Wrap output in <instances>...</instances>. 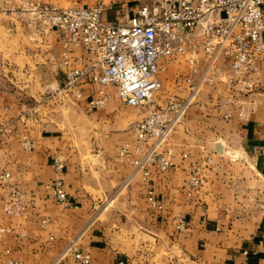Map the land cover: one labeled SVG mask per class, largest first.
Masks as SVG:
<instances>
[{"label": "crops", "instance_id": "crops-1", "mask_svg": "<svg viewBox=\"0 0 264 264\" xmlns=\"http://www.w3.org/2000/svg\"><path fill=\"white\" fill-rule=\"evenodd\" d=\"M27 2L59 9L101 3L104 20L115 23L142 4L0 0V175L11 176L0 185V264H53L75 237L92 264H264V63L250 93L205 86L171 134L174 167L151 168L144 181L120 151L134 142L133 126L174 98L173 83L186 65H169L160 74L162 91L134 115L114 87L92 108L89 99L59 91L64 35L44 32L26 12ZM84 55L76 50L73 64ZM26 138L31 150L23 147ZM57 157L63 173L52 166ZM198 168L201 184L191 190ZM58 179L68 207L50 187ZM12 189L21 195L17 215L3 210ZM179 219L185 232L177 229Z\"/></svg>", "mask_w": 264, "mask_h": 264}, {"label": "built area", "instance_id": "built-area-1", "mask_svg": "<svg viewBox=\"0 0 264 264\" xmlns=\"http://www.w3.org/2000/svg\"><path fill=\"white\" fill-rule=\"evenodd\" d=\"M25 9L44 32L55 30L64 35L62 64L66 73L59 91L77 101L89 99L92 108L105 103L107 87L117 89L124 106L148 107L163 89L160 74L171 64L186 65L187 72L173 83L174 98L133 126L134 142L120 151L121 158H131L135 175H142L144 181L151 168L165 172L174 167L171 134L205 86L225 84L250 93L264 63V0H142L123 23L106 22L101 3L59 9L27 2ZM78 49L85 55L74 65L73 54ZM224 62L228 70L223 69ZM23 147L31 150L33 144L26 138ZM52 166L58 173L65 169L58 157ZM10 178L9 173H2L0 185H6ZM200 184L198 168L189 186L192 190ZM50 187L56 202L68 207L64 182L55 180ZM21 209L20 192L12 189L3 210L17 215ZM187 228L179 219L177 229L185 232ZM69 259L92 264L91 255L80 249L77 237L53 264H67ZM7 264L20 263L10 259Z\"/></svg>", "mask_w": 264, "mask_h": 264}, {"label": "rangeland", "instance_id": "rangeland-1", "mask_svg": "<svg viewBox=\"0 0 264 264\" xmlns=\"http://www.w3.org/2000/svg\"><path fill=\"white\" fill-rule=\"evenodd\" d=\"M115 97L119 98L118 92L115 93ZM119 100H120V98H119ZM128 109L130 110L131 115L135 114V110H139L138 108H133V107H128Z\"/></svg>", "mask_w": 264, "mask_h": 264}]
</instances>
